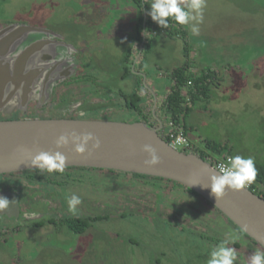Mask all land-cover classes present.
I'll return each instance as SVG.
<instances>
[{
    "label": "rangeland",
    "instance_id": "obj_1",
    "mask_svg": "<svg viewBox=\"0 0 264 264\" xmlns=\"http://www.w3.org/2000/svg\"><path fill=\"white\" fill-rule=\"evenodd\" d=\"M141 15L149 17L148 11L140 13L133 0H0V17L6 21L46 24L66 33L67 40L80 42L81 52L84 51L82 60H86L87 65L85 72L91 79L80 83L72 97L68 96L71 92L67 93V97L70 100L80 99L82 104L78 103L79 100L76 103L68 101L63 106L64 98L59 101L54 99L52 109L55 111L70 108L73 104L75 109L80 107L86 112L84 119L144 121L149 127H155L160 122L154 121L153 116L147 119L143 113L124 106L122 94L137 93L145 100L141 104L145 114L150 116L155 109L159 120L166 126L168 120L163 107L171 93L172 72L188 62L191 64L190 71L196 76H200L204 69H211L216 76L210 86L209 97L202 96L192 105L186 134L196 150L186 152L198 155L204 152L206 159L213 162L211 158L215 155L207 149L206 142L221 143L233 148L237 155L251 156L255 163L264 165V0H206L204 21L199 25L198 36L191 33L195 22L182 27L185 36L181 32L174 38L162 32L153 37L147 33L145 42L150 41L151 44L147 51L142 46L144 43L136 41V24ZM142 61L144 69L140 67ZM128 69L130 73L126 75ZM136 82L142 83L139 91ZM191 87L193 84H188L183 92L187 100L190 99L188 91ZM62 92L65 94L67 91ZM153 92L158 97L156 105L151 99ZM98 109H106L103 119H99ZM176 149L185 151L181 146H176ZM224 153H229V150ZM78 174H84L86 178L96 176L95 172L87 170L76 171L75 176ZM97 174L99 179L94 183L99 188L97 193H100L97 202L102 204V209L111 204L113 209L109 211L113 215L107 224L98 226L96 247L99 251L95 256L87 252L71 253L69 249L73 242L49 235L47 243L40 247L35 244L27 246L29 249H43L40 254L32 250L20 251L17 255L1 254L0 264H154L149 250L152 243L148 240L156 233H149L147 228L140 231L129 218L119 221L120 213L126 209L140 212L143 206L139 198L143 197L148 185H141L142 192L138 193L137 188L110 183L107 179L109 174ZM77 181L69 184H74L83 193L90 182ZM263 187L258 185V190ZM255 192L259 195L257 190ZM70 194L79 195L73 192L65 195L68 198ZM144 200L150 203L152 198L147 195ZM190 203L193 205L190 208V233L198 235V238L201 234L214 235L212 231L216 228L217 212L196 198L190 197ZM80 205L84 206V203ZM36 206L44 209V204ZM59 210L54 209L55 213ZM136 222L141 223L140 220ZM224 228L227 232L222 233L221 242L238 235L243 242L240 252H237L238 259L241 261L242 255L246 258L247 252L252 249L245 246L249 241L233 226L226 225ZM208 229L212 230L210 234ZM170 231L167 232L170 238L164 237L171 241L175 251L180 247L183 256L194 257L190 260L192 264H207L214 245L209 247L200 243L193 235L187 236L174 227ZM164 245L155 242L153 246L163 251ZM143 246L146 251L142 250ZM229 246L233 247V244ZM104 249L107 256H98ZM173 256L180 260L177 255ZM203 256H207L206 259Z\"/></svg>",
    "mask_w": 264,
    "mask_h": 264
},
{
    "label": "water",
    "instance_id": "obj_2",
    "mask_svg": "<svg viewBox=\"0 0 264 264\" xmlns=\"http://www.w3.org/2000/svg\"><path fill=\"white\" fill-rule=\"evenodd\" d=\"M33 33L53 39L48 30L26 24L10 25L0 33V114L15 107L26 114L35 100L40 107L49 101L58 81L76 72V64L66 55L75 51L71 45L37 39ZM159 122L158 128H152L144 122L96 119L0 120V174L34 170L29 164L33 156L61 151L67 157L66 168L116 170L172 180L210 202L264 248V198L246 188L226 190L216 199L208 186L218 170L199 155L172 147L159 135ZM72 133H91L99 139L100 148L93 149L89 142L83 154L76 153L71 143L58 149V137ZM146 144L156 150L158 165H145L149 157L142 149Z\"/></svg>",
    "mask_w": 264,
    "mask_h": 264
},
{
    "label": "flooded vegetation",
    "instance_id": "obj_3",
    "mask_svg": "<svg viewBox=\"0 0 264 264\" xmlns=\"http://www.w3.org/2000/svg\"><path fill=\"white\" fill-rule=\"evenodd\" d=\"M15 24L25 23L11 22V20L6 21V19L0 17V33L10 25ZM26 25L32 26L34 28L45 29L53 34V39H51L47 36L44 37V34L38 33L35 35L33 33V36H36L37 39H47L48 41L54 40L56 42H63L64 44L71 45L75 49V51L71 50L70 52H66V55L68 59L73 60L76 64V72L63 81L57 82L55 88L52 90L49 101H47L45 104L38 107V102L36 100L31 102L26 114H24L22 111H19L15 107L8 113H1L0 120L36 118L84 119L83 116H86V112H84L80 107L79 109H75V106L73 104L72 106H69L70 108L66 109L64 107L59 112L55 111V109H52V101L54 99H58L59 101L61 98H64L65 100H63V106H66V104H68V101H73L74 103H76V101L79 100L78 103L82 104V101H80V99L70 100L67 97L68 92H71V95L69 94L68 96L72 97V93L75 92V89H78L77 86H79L80 83H83V81L86 82L91 79L90 76H87L89 74L85 72V67L87 65L85 62L86 60H84V62L82 60L84 51L81 52L82 50L79 47L80 42L77 41L75 43V41L67 40L65 35L66 33L63 34L60 29H54L53 27H49L46 24ZM27 36L29 38V35ZM62 89L64 90V92L65 90L67 92L63 94ZM151 94V99H153V102H155L156 105L158 102V97L155 95V92ZM79 96L82 97V95ZM87 99L88 101L90 100L89 98ZM98 105L100 104L98 103ZM98 110L99 115L101 116L99 119H103V114H105L106 109ZM86 111L88 112L90 110ZM134 112L137 113L138 111ZM139 113H143L147 119H150L153 116V120L157 121V123L160 121L155 109L151 111L150 116H147L144 110H141V112ZM159 126L160 123L156 124L155 127L152 128H158ZM159 132L160 130L158 131V133ZM79 170L95 172L96 176H92V178H86L84 174H78L75 176L76 171ZM97 172H104L106 174H109V178L107 179L110 180L109 182L112 184H121L126 186L127 188H137L138 193L142 192L141 190L143 189V186L141 185H148V187L145 188L146 190H144L143 197L139 198V202H141L142 204H140L143 206L140 212L136 210L128 211L126 209L125 211L120 213V220H118L124 222L129 218V220H132V222L135 223L133 224L135 227L140 228V231L147 228L149 233H156L154 237H151V239L148 240L150 241V243H152L151 247L148 248L151 251L150 256H153L154 264L193 263L190 260H192L194 257L191 256L189 259L185 255L183 256L180 247H177V250L175 251V248L170 245L171 241L167 240L166 237L170 238L168 236L170 234H167V232H171L170 230L173 227L178 231H182L183 234L186 233L187 236H190V234L193 235L198 242L204 243L207 246L211 247L212 245L216 246L221 242L222 233L227 232L224 228L226 225L233 226L249 241L245 244V246L249 247L250 249L252 248L251 251L247 252L246 258L251 256L255 250L260 249L261 251H264V248L262 246H260L252 238L247 236L215 206H213L210 202L205 200L194 191V193H191L188 190L189 188L182 184H179L172 180L141 174L125 173L116 170L96 169L89 167H69L65 169L63 174L44 173L42 175L37 169L0 174V197H5L10 202L7 209L0 210V255H17L18 252L24 250H26L27 252L28 250H32L35 251V253L40 254V248L32 247V249H29L27 246H29V244H35L40 247L41 244L45 242L47 243V238L49 235H54L59 238L64 237V239L69 243L73 242L74 245H70L71 247L69 249L71 253L75 251L77 253L87 252L89 255L95 256L98 253L97 251H99V249H97L96 247L98 240L96 236H98L99 233L98 226L102 225V223L104 225L107 224V222L110 221L111 216L113 215L109 211L110 208L113 209L111 204H106L105 209H102L100 207L102 204L100 205L99 202H97L98 197H100V193H97L98 191H96L99 190V188L94 185L96 180L99 179L97 176ZM77 177H79V179ZM75 178H77L79 182H82L83 180H87L90 182V184L87 185V187L84 189L85 191H83V193L79 192V190L76 189L77 186H75L74 184H69L75 182L77 183L78 181ZM110 187L113 189V186L110 185ZM67 192L79 194L78 196L84 203V206H77L78 211L75 215L71 214L68 211L67 201L68 198L73 194L68 195L67 198V196L65 195L67 194ZM62 194L64 198H62ZM147 195L152 198V200H150L149 202L152 203L151 205L153 206L149 205L150 203L147 202L148 200H144V197ZM190 197L202 201L204 205L213 208L217 212L218 215L216 218L215 230L212 231L211 229H208L207 231L209 234V231H212L214 235L212 234L211 236H207L206 234H201L198 238V235L190 233V208H193V205L190 203ZM143 201H145L147 204L143 203ZM40 203L44 204V209L36 206ZM55 208L60 209L58 213H55ZM55 220H57L58 222L55 223ZM136 220H140L141 223L136 222ZM151 224H153L154 226H152ZM72 225H75V228H73ZM161 232H164L163 236L161 235ZM164 235L166 237H164ZM155 242H159V244L162 242L163 244H165L164 250L162 251L154 247L153 245ZM242 243V239L240 238L234 242L233 247L237 252H240L239 250H241L242 248ZM195 248L198 250L197 246H195ZM142 250L146 251V247L143 246ZM12 251H16V253L10 254V252ZM105 251L107 250L104 249L103 251H100L101 253L98 256H107L108 253ZM173 255H177L180 260L178 258L176 259ZM203 257L206 259L207 256ZM241 257V261L237 259L236 264H246V262H244L247 261L245 255H242ZM244 258L245 260L243 261L242 259ZM174 259H176L177 262Z\"/></svg>",
    "mask_w": 264,
    "mask_h": 264
},
{
    "label": "clouds",
    "instance_id": "obj_4",
    "mask_svg": "<svg viewBox=\"0 0 264 264\" xmlns=\"http://www.w3.org/2000/svg\"><path fill=\"white\" fill-rule=\"evenodd\" d=\"M206 0H152L148 15L151 20L162 28L169 27V19H173L178 25H188L195 22L191 26V33L198 36L200 34L199 25L204 21V9ZM147 10L144 9L143 13ZM89 142L92 143L93 149L100 148V141L91 133L85 134H68L58 137L57 148L66 147L69 143L74 145V151L83 154L87 151ZM143 152L148 154V159L144 161L148 167L156 166L160 163V158L156 150L151 145H144ZM36 168L40 174L48 173L63 174L68 166L67 157L61 151L55 152H39L33 156L29 163ZM257 175L254 158H247L235 155L229 158L228 166L219 165V171L214 172L210 177L208 187L216 199H219L226 190L241 191L245 190L252 184ZM206 187V188H208ZM255 193V192H254ZM9 200L0 197V210L9 207ZM68 211L77 214V206L82 200L77 195H71L68 198ZM239 239L238 235H233L231 239H224L218 245L212 248L207 259V264H236L238 259L237 251L234 247L229 246ZM246 264H264V251L255 250L254 253L247 258Z\"/></svg>",
    "mask_w": 264,
    "mask_h": 264
},
{
    "label": "trees",
    "instance_id": "obj_5",
    "mask_svg": "<svg viewBox=\"0 0 264 264\" xmlns=\"http://www.w3.org/2000/svg\"><path fill=\"white\" fill-rule=\"evenodd\" d=\"M151 1L152 0H133L134 4L140 10L141 14H143V9H146L148 12L150 11ZM183 26L184 25H178L173 19L170 18L169 27L167 29L162 28L158 26L155 22H153L150 16L148 18H145L143 15H141L136 24V41L139 42V44L144 43L142 46L143 48L145 46L147 51L150 50L151 44L150 41L148 43L145 42V34L150 33L149 35L153 37L154 35H157L158 32H162L163 34H168L171 38H174L181 32L183 33V36H185L186 32L182 29ZM190 65L187 62L182 65V67L176 68L172 72L173 85L171 88V93L168 95L163 107L165 118L168 121H173L177 125H182L185 133H187L189 129L187 125V120L192 113V105H194L196 101L202 96L204 98L209 97L210 86L213 82H215L214 79L216 76L215 73L211 71V69H204L205 71H203L200 76H196L193 72L190 71ZM140 67L141 69L145 68L143 61L141 62ZM128 73H130L129 69L125 74L127 75ZM189 82L193 84V87H191L188 91L190 99L187 100L183 92ZM136 85L138 87L137 90H140V88L142 87V83L136 82ZM122 96L124 98L123 104L127 109L138 112H141V110H143L141 104L145 100L141 98L137 93L122 94ZM206 147L212 152V154L215 155L212 157L213 159H222L228 156L232 157L237 155L234 152L233 148H229V146L225 144L206 142ZM225 150H229V153H224ZM223 153L224 155H222ZM199 156L203 159L207 158L205 157L206 154H204V152H201ZM255 167L257 169V175L254 181V188L258 185L264 186V165L255 163ZM188 190L191 193H194L191 189ZM258 192L259 196L264 198V187ZM72 226L73 228H75V225Z\"/></svg>",
    "mask_w": 264,
    "mask_h": 264
},
{
    "label": "built area",
    "instance_id": "obj_6",
    "mask_svg": "<svg viewBox=\"0 0 264 264\" xmlns=\"http://www.w3.org/2000/svg\"><path fill=\"white\" fill-rule=\"evenodd\" d=\"M188 84H191V82H189ZM160 131H162V133L159 132V135L175 149H176V146H181L185 149L184 152H186V150L192 151V152L196 150L191 144L189 138L187 137V134L185 133L182 125H177L173 121L169 120L166 126L162 124ZM229 158L230 156L226 158H222V159L211 158L213 162H210L207 159L205 160H207L214 168H216L219 171L220 164H224L225 166H228ZM254 185L255 183L253 182L247 187V189L253 192H255L256 190L259 191L258 186L254 188Z\"/></svg>",
    "mask_w": 264,
    "mask_h": 264
}]
</instances>
